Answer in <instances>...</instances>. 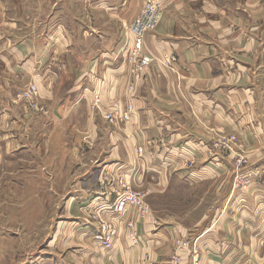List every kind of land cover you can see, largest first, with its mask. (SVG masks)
<instances>
[{
  "label": "crops",
  "instance_id": "0c3cea01",
  "mask_svg": "<svg viewBox=\"0 0 264 264\" xmlns=\"http://www.w3.org/2000/svg\"><path fill=\"white\" fill-rule=\"evenodd\" d=\"M146 1L48 0L37 27L25 28L19 17L7 16V0H0V206L5 213L29 214L32 225L41 215L53 216L63 197V227L54 218L46 245L71 249L66 264H175L177 258L191 264L188 246L198 247L200 264H246L249 246L261 259L264 0H157L162 19L144 45L153 61L130 91L133 36L127 25ZM15 5L19 10L24 3ZM33 82L46 114L24 113L26 104L15 102ZM96 95L103 111L131 104V121L109 125L90 109ZM211 127L237 133L254 149L249 165L263 173L249 177V189H233L230 159L217 169ZM77 147L80 164L91 167L65 190L68 156ZM119 172L144 193L148 212L129 207L118 215L108 207L115 196L104 175ZM177 187L202 199L191 223L178 212L163 216L151 202ZM8 199L12 207L5 206ZM99 205L108 207L105 215L119 228L111 249L93 238L98 227L90 213ZM12 231L0 221V264L17 235Z\"/></svg>",
  "mask_w": 264,
  "mask_h": 264
},
{
  "label": "rangeland",
  "instance_id": "374dc122",
  "mask_svg": "<svg viewBox=\"0 0 264 264\" xmlns=\"http://www.w3.org/2000/svg\"><path fill=\"white\" fill-rule=\"evenodd\" d=\"M23 2L24 5L22 8H18L19 10L16 9L15 2ZM48 2V0H7L6 6L4 8L6 9L7 16L16 18L19 17L20 22L22 25L25 26V28H32L33 25L35 24L37 27V20L40 17V12L42 7ZM19 11V12H17ZM162 19V17H161ZM161 22V21H160ZM159 22V23H160ZM159 25V24H158ZM158 27V26H157ZM24 28V29H25ZM157 29V28H156ZM155 29V30H156ZM129 30V29H128ZM154 31V30H152ZM149 31V32H152ZM148 33V32H147ZM146 33V34H147ZM145 34V36H146ZM133 42H134V37H133ZM144 45H145V38H144ZM144 51V48H143ZM131 53V52H130ZM145 53V52H144ZM130 55V54H129ZM129 55H128V61H129ZM130 73H131V68H130ZM131 78V75H130ZM130 78L128 80V85L130 82ZM127 85V86H128ZM26 87V86H25ZM129 90V87H127ZM18 93L15 96V102H18ZM40 96V93H39ZM41 98V97H40ZM20 101V100H19ZM23 102V101H22ZM15 103V104H16ZM27 107V106H26ZM28 109V110H27ZM26 110L24 109V113L27 112L29 114H35V115H43L41 112H37L34 110H31L27 108ZM91 111L93 108H90ZM94 111V110H93ZM98 112V111H97ZM28 114V115H29ZM31 115H29L31 117ZM33 115V116H35ZM102 115V114H101ZM103 116V115H102ZM104 118V116H103ZM105 121L108 122L109 125L113 126L116 128L117 124L113 123L106 118H104ZM118 124H125V123H118ZM211 133V141H210V147L209 149L211 150V156L215 159L214 162L217 165H221V162L224 158L230 159L232 163V173L234 175V180H233V189L236 190H247L249 189V185L251 182V179L249 177H259L261 175L262 170L259 167H254L250 166L249 163L251 161V156L255 153L254 149L252 147L247 146L245 141L242 140V138L237 134V133H230V132H224L221 131L218 128L211 127L209 129ZM47 148V147H46ZM43 148L40 151V155L43 156L45 153V149ZM79 147L75 148L76 153L71 149L70 158L69 160V165L66 167V177H68L70 180L67 182V186L65 190L69 189L68 186H74V179L78 178L79 176H83L85 171H87L91 166L87 167L84 164H80V159H79V151H77ZM102 145L98 148L95 149V146L91 150H94L91 155L95 158V156H98L99 151L101 150ZM27 155L29 157H32L31 152H27ZM93 164V163H91ZM219 166H217V169H219ZM58 171H61L63 173L64 168L63 167H57ZM119 176L113 174L115 177L111 176V173H109V176L106 177L104 175V180L107 181L110 187H113V190H115L118 187H121L120 181H128L126 178L127 176L122 172L118 173ZM125 175V176H124ZM251 175V176H250ZM110 179V181H108ZM116 185H118L116 187ZM133 187V186H132ZM212 189V186L206 185L204 189ZM219 189H216V201L217 202V197L219 195ZM143 197H144V193ZM211 202L214 201V197H208ZM201 197L198 192H193V191H187L184 192V189L182 187H177L174 191H171L169 193H166L163 196L159 197H153L151 198L152 204L155 206L157 210H159L162 215H170V216H175L174 213L178 212L179 216H183L185 218V221L187 223H191V219H194L199 215L197 212L198 210H201L204 205H202L200 208L199 207V202L201 201ZM207 200V199H205ZM26 201V199L24 200ZM30 201L27 200V202ZM145 201V197H144ZM7 204L5 205L6 207H12L10 205V199L7 200ZM230 202V201H229ZM64 203L65 199L59 198L57 199V205L55 213L50 216L48 215H41L39 218H41V221H36L33 222L32 225H30L29 220H31V216L26 213L22 212H17V213H5V211L2 210L0 206V221L8 224L9 226L12 227L13 233L14 231L17 233L16 236H14L13 242L10 240L9 248L10 252L8 254V258L6 262H3L1 264H66L64 261V257L68 256L71 252V249H67L62 246H57L56 249L48 248L46 243L48 236H52L51 229L53 228V220L55 219L56 226L59 225L61 228L65 217V213L62 211L64 208ZM145 203L148 205V203L145 201ZM149 206V205H148ZM206 207V206H205ZM23 209H25V206H22ZM63 212V213H62ZM191 213V214H190ZM187 214L188 217H187ZM91 219H93V214L92 212L90 213ZM37 218V216H36ZM61 221V223H60ZM73 222H78V218H73ZM59 223V224H58ZM77 225V224H76ZM78 226V225H77ZM63 227V226H62ZM127 229H130V233L132 237H136L137 233L135 232L134 228H131L129 224L127 223L126 225ZM118 228V226H117ZM119 230V228H118ZM62 231V230H61ZM64 232V231H63ZM62 232V233H63ZM129 233V230H128ZM134 233V235L132 234ZM58 240L63 239V237L60 235V232L58 231L57 233ZM119 236V235H118ZM130 236V235H129ZM94 240L99 242L96 238L95 235H93ZM247 243H249V239L246 240ZM100 243V242H99ZM115 243V242H114ZM114 243L111 244L110 246H107L106 244H101L103 248L106 249H111L114 247ZM177 244L180 245V242ZM182 246L187 244L186 242H181ZM181 246V245H180ZM188 246V245H187ZM185 246V247H187ZM183 247V248H185ZM261 248V253L260 256H262L261 259H256L255 255L251 253V249L254 247L249 246L248 247V252L246 255H244L246 258H248L249 261L246 264H264V245L259 246ZM244 247H239L236 246L234 247L235 250H243ZM188 249L191 252V257L192 261L191 264H200L199 260V254L200 250H198V247L193 246L190 247L188 246ZM219 248H216L218 250ZM54 254H57V259L55 261H51L50 257L53 258ZM50 256V257H49ZM246 261V260H245ZM245 261L239 262L241 264H244ZM238 263V264H239ZM175 264H180L178 258L175 261Z\"/></svg>",
  "mask_w": 264,
  "mask_h": 264
},
{
  "label": "built area",
  "instance_id": "2783aa9c",
  "mask_svg": "<svg viewBox=\"0 0 264 264\" xmlns=\"http://www.w3.org/2000/svg\"><path fill=\"white\" fill-rule=\"evenodd\" d=\"M161 4L157 0H148L144 3L140 13L127 25V28L134 37L133 48L129 55V63L131 68V78L129 82V90L132 91L135 87L136 81L139 80L143 72L152 63L153 58L143 51L145 34L149 31L155 30L161 21L162 17ZM145 52V53H144ZM39 87L36 83H30L18 93V100L23 101L27 108L46 114L48 108L40 100ZM102 99L99 95L93 98L91 108L94 111H99L104 118L113 123H127L132 119L133 106L131 104L122 105L115 103L106 110L101 108ZM141 151L142 148L139 147ZM109 175H106L108 177ZM110 181V179L108 180ZM121 187L113 190L115 199L113 203L108 206L113 213L121 215L127 208L135 207L140 213L149 211V206L145 203L142 192L136 191L129 181H120ZM107 206H96L93 214V219L97 225V232L94 234L95 238L101 243L110 246L114 243L119 235L117 226L110 221L105 215ZM129 226L132 228V224ZM134 235V233H132ZM131 235V233H130ZM132 236V235H131ZM137 241V237L133 238Z\"/></svg>",
  "mask_w": 264,
  "mask_h": 264
}]
</instances>
